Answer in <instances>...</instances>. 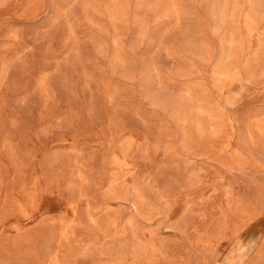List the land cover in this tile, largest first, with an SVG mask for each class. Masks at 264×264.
<instances>
[{"label":"rangeland","instance_id":"374dc122","mask_svg":"<svg viewBox=\"0 0 264 264\" xmlns=\"http://www.w3.org/2000/svg\"><path fill=\"white\" fill-rule=\"evenodd\" d=\"M0 264H264V0H0Z\"/></svg>","mask_w":264,"mask_h":264}]
</instances>
